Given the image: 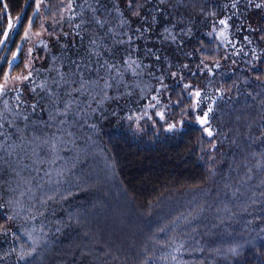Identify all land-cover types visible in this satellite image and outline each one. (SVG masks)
Wrapping results in <instances>:
<instances>
[{"label": "trees", "instance_id": "obj_1", "mask_svg": "<svg viewBox=\"0 0 264 264\" xmlns=\"http://www.w3.org/2000/svg\"><path fill=\"white\" fill-rule=\"evenodd\" d=\"M5 2L9 3L12 17L20 12L23 5V0H0V9ZM47 2L55 5L61 0ZM62 2L67 3V0ZM85 2L74 0L76 7L73 10L79 12V5ZM136 2L143 5L140 17L131 15L127 0H102L111 11L100 9L99 14L111 22L108 26L117 25L119 16L114 5H118L124 18L132 23L124 28L117 26L115 32H129L135 43L143 48L157 49L156 53L162 60L156 65L154 77L149 83L153 82L156 86L157 78L163 72V83L168 85V90L159 94V107L164 108L168 122L183 119L184 123L173 131H166L165 122L153 114V109H147L152 119L144 117L140 121V129H137L135 120L129 121L126 116L134 113L143 115V108L138 106L141 102L138 104L136 99L134 106L125 108L115 99L107 100L100 112L77 119L71 128L74 135L63 137L64 143L59 145L60 159L54 165L34 163L32 150L35 145L28 141L33 127L37 134H51L57 131L56 123L53 122L51 128L30 123L21 148L16 149L12 156H5L0 151V169L7 170L5 176L14 182L12 185L10 181H5L8 178L0 179V203H5L16 192H24L21 197L24 209H16L21 214L12 222L13 227L18 228L25 223L23 217L28 207L36 204V200L44 194L54 196L44 216L37 217L34 222H26L28 227L34 223L38 230L43 225L47 234V245L36 257L35 264H142L145 260H149L150 264H264V256L256 251L264 243V233L259 232V227L264 224L254 219L262 213L238 210L230 202H221L224 187H218L216 182L217 173L222 170L220 150L212 147L213 140L195 120V116L202 115L208 105L211 104L215 111L221 101L231 100L237 102V107L222 108L230 112L228 115L220 113L222 125L237 133L252 131L264 141V95L252 92V87H259L257 84L264 80V40L260 38L264 33L259 31L264 28V4L257 8L255 5L261 4V0H250V3L249 0ZM136 2L133 3V10ZM233 2L237 4L234 17L228 9ZM41 12L51 15L44 8ZM213 12L215 15H212ZM31 14L29 7L21 23L10 31L6 42L0 44V83L5 70L10 76L22 72L26 74L28 69H25L24 61L28 59L29 48L33 49V82L35 69L41 71V79L51 81L56 78L59 65L63 63L67 66V58L73 56L71 50L77 48L75 42L78 36L74 37L73 30L78 19L69 22L68 11L64 13V22L55 28L59 41L47 32L42 34L47 49L39 40L36 44L31 42L35 36L22 40L26 16ZM88 15L90 17V13ZM152 17L156 18L155 22ZM220 19L228 20L227 41L217 35L223 28ZM34 20L33 31H36L41 21L39 16ZM249 25L257 31L252 32ZM6 26L7 19L0 16V37ZM141 26L142 36L136 31ZM45 27L53 30L50 20L45 22ZM188 27L192 28L190 35L187 34ZM61 28L69 33L67 37L61 35ZM164 28L177 37L175 42L169 38V33L164 32ZM181 28L185 32L182 33ZM91 31L100 35L104 32L95 27ZM209 32L213 34L208 35ZM245 36L251 43L244 39ZM17 45H20V51L9 69L8 61L12 60V52L16 51ZM257 50L260 51V60L258 70L253 71L254 62L250 56ZM53 57L56 59L53 60ZM164 57L171 62V71H178L183 80L168 75ZM201 60L211 68V72L200 63ZM214 61H218V68ZM183 63L188 68L180 70ZM237 72L241 73L240 77H235ZM186 83L192 87L184 89ZM217 85L222 91H215ZM241 86L244 92L238 90ZM68 87L63 85L59 90L61 100L68 98L65 95ZM30 88L29 84L22 94L15 89L10 90L3 99L14 104L18 94L22 101L35 99L39 107L32 119L47 120V111L51 106L44 108L40 105L42 97L48 100L45 93L42 92L38 98L39 91L31 94ZM196 88L202 89L200 106L188 111L185 106L191 105L194 100L189 93ZM72 97L77 98L74 93ZM177 99L182 101L179 105L175 104ZM79 107L83 105L79 103ZM21 108H24L23 104ZM41 108H44L43 112ZM182 109L187 112L183 117ZM93 124L95 128L90 127ZM63 127L66 129L67 125ZM18 161L21 162V171ZM61 170L63 174L58 175ZM12 176L20 179L14 180ZM37 185L42 187L37 188ZM6 212L12 214L13 209L0 208V224L4 223ZM57 221L60 223L57 224ZM57 227L59 232L55 230ZM18 235L21 236L20 241L13 240L11 234H0V264H17L14 252L8 256L3 253L10 252L12 247L18 248L21 242L26 241L23 233L18 232ZM165 240L171 247L163 243ZM178 244L183 246L174 251ZM234 244L242 245L237 257L231 254L225 257L210 251L219 248L224 253ZM201 248L203 251H200Z\"/></svg>", "mask_w": 264, "mask_h": 264}, {"label": "snow or ice", "instance_id": "obj_2", "mask_svg": "<svg viewBox=\"0 0 264 264\" xmlns=\"http://www.w3.org/2000/svg\"><path fill=\"white\" fill-rule=\"evenodd\" d=\"M136 0H127V7L131 10V15L133 17H140V9L143 7L140 3L136 2L135 10L132 9L133 3ZM161 3L164 0H160ZM250 3V0H249ZM264 4V0H261V4L255 5V7L260 8ZM9 3L5 2L0 9V16H3L7 19V26L2 30V37H0V44L6 42L9 37L10 31L14 30L16 25L21 23L22 17L25 16V10L27 8L32 9V14L27 15V24L24 26L23 29V36H21L22 40L30 39L32 36H35L39 39V43L45 46L47 49V45L45 41L42 39V34L47 32L50 36H53L56 41L60 40V36L56 35L55 28L59 27L62 22H64V13L68 11L70 13L69 22H71L74 18L78 19V23H75L73 35L74 37L78 36L82 40L84 38V34H89V60L91 59V55L94 54L95 56L99 57H106L101 64L99 59L95 61V69L98 73L100 69H103L105 72L104 77H100L99 75L96 76L95 79L92 78H85L84 69L87 68L91 71L94 67L93 63H80L76 60H70L68 65H64L61 63L57 70V77L49 81L48 78H44L40 80V83L37 85L33 82V57L32 52L33 49L29 48L27 55L28 59L24 61L25 69H28L26 74L23 72L17 74L16 76H10L9 71H3V82L0 83V97H4L10 91L9 84H13V88L18 93H23L24 88L31 85L30 93L36 94L37 88L41 91L46 93V97L48 99L49 104L51 107L47 111V120L36 119L33 120L32 117L35 116L37 108L39 107L38 101L35 99L31 100V102L21 100V95H16L15 100L16 104L11 105L7 99L2 101L3 107L0 108V151H3L5 156H12L16 149L21 147L25 143L26 133L29 129V124L31 123L33 126L36 124H43L45 127L51 128L53 126V122L56 123L57 131L51 134L44 133L42 135L37 134V130L33 127L31 132V139L28 141L30 144H34L35 148L32 150V155L35 157L34 163L37 165L42 164H51L54 165L59 157V145L64 143L63 137L67 136L71 138L74 133L71 131V128L77 122V119L84 118L88 115V108H90L91 102L95 101L97 104L101 103L102 100H97V97H102L103 100H112V99H120L121 97L127 95L129 97L132 96V89L129 87L128 83L125 79V73L130 72L131 76L133 77V84L135 87L140 88L141 96H143L146 92H153L154 94L151 95L150 99L155 101V103H148L143 106L141 109L143 115L138 113H134L133 115H127L126 118L129 121L133 119L136 122L137 129H140V121L144 117H148L149 120L152 119L151 115H149L147 109H153V114L156 117H159L160 120L164 121V127L166 131H173L175 130L178 125H182L184 123L183 119H180L178 122H168V119L165 115L164 108H160L159 105L160 101V93L165 90H168V85L163 83L165 80V75L161 72V75L157 78V85L154 89L150 88L149 85L145 84L141 79L142 72L141 69L144 68H152L155 64L161 63V56L154 52L152 49H147L146 54L154 57V60L149 65H144L143 60L141 59V54L138 46H133V36L129 34V32H121L117 34L115 32V28L118 26L120 28H124L126 25H131L132 21L130 19L124 18L123 12L119 9L118 5H114L115 10L118 13L119 20L117 25H111V22L100 15V9H104L105 12L111 11L107 7L105 3H102V0H91V2L82 3L79 5V12L74 11L73 9L76 7L74 0H67V3L59 4H51L48 3L47 0H23V5L20 8V12L16 14L15 17H12L9 12ZM227 7V5H225ZM232 8H236L237 4L233 2L231 4ZM44 8L46 12H50L51 15H45L41 12V9ZM203 11V9H201ZM90 13V17L88 15ZM215 15V12L212 13ZM40 17V24L39 29L33 31L34 27V17ZM59 17V18H58ZM155 17H152V20L155 22ZM51 21L52 31H49L48 28L45 27L46 21ZM220 25H223V28L217 33L218 36L222 38V40H228L227 29L229 27L228 20L220 19ZM107 26V27H106ZM95 27L97 29L104 30L103 35H100L98 32H92V28ZM175 27V25H173ZM250 29L251 26L249 25ZM143 26L137 28L136 31L143 35V31L141 30ZM150 31L151 29H147ZM215 31V28H213ZM252 32H256L257 29H251ZM261 33H264V28L259 29ZM165 33H169L168 28H164ZM181 32H185L184 28H181ZM192 28H187V34H191ZM212 32H209L208 35H212ZM61 35L67 37L69 33L63 32L61 28ZM123 36L124 38H118ZM111 38V43L108 42V38ZM169 38L175 42L177 37L173 34L169 33ZM264 40V35L260 37ZM138 39V38H137ZM249 43L248 36L244 37ZM184 43V41H181ZM127 44L128 47H123V45ZM65 47H67L65 45ZM20 51V45L16 46V51L12 52V60L8 61L9 69L12 68L13 60H15L18 56ZM133 51H135L136 55L135 58L133 56ZM253 56L256 59L255 51H253ZM191 55V53H189ZM207 58V57H205ZM2 59V57H0ZM56 57H53L55 60ZM83 57H80V60L83 61ZM164 61L168 64L169 73L168 75L175 78L178 76V71H171L172 64L168 61L167 57L163 58ZM201 64H204V61H200ZM215 67H219L218 61H214ZM205 68H208V65L204 64ZM188 68L186 63L180 65V70ZM67 69V70H66ZM199 69V66H198ZM202 71V69H199ZM51 71V69H49ZM208 71L211 72V68H208ZM147 75L152 77V73L148 72ZM73 77H78V79H73ZM183 80V76L180 75L179 77ZM260 79L259 76L256 77ZM27 82V83H25ZM114 83L116 85V91L114 95H109V92L113 90ZM19 84V87H17ZM77 87H72V85H77ZM63 85H68L69 87L65 89V95L68 97L66 100H61L59 95V90L62 88ZM123 85L125 88L124 92L119 91V86ZM192 85L186 83L183 85L184 89L191 88ZM92 89V91H89ZM219 92L220 89H217ZM88 93L90 100L85 101L86 107H79V98H73L72 93H79L81 96L84 93ZM93 92L95 95H93ZM201 93L202 89L196 88L194 92L189 93V97H195L196 99L193 100L191 105H186L185 107L188 111H194L200 106L201 102ZM206 98V97H205ZM44 97L41 98L43 100ZM213 101L215 97L212 98ZM171 103V100H169ZM182 101L177 99L175 101L176 105H179ZM24 105V108H21V105ZM76 105L77 107L74 108L73 106ZM167 107V106H164ZM41 112L44 111V108L40 109ZM91 111H96V109H91ZM213 112V106L210 104L208 105L207 109L203 111L202 115L198 114L195 116V120L200 124L204 125L203 131L207 133L209 137L213 136V130L210 127V120L209 115ZM116 113L114 112L113 115ZM187 112L182 109L181 110V117L186 115ZM153 124L156 121H152ZM67 125L65 129L63 126ZM90 127L95 128L96 125H90ZM264 135V134H262ZM9 141H11L9 143ZM72 142V141H70ZM212 147L215 148V143L212 144ZM256 166L259 167L262 171H264V152L259 154V159L256 161ZM248 171H251L249 169ZM51 169H49V173ZM49 173H46L48 175ZM63 170L58 172V175H62ZM30 183V182H29ZM37 188L42 187V185H37ZM10 191H14V189H10ZM264 195V193H261ZM24 196V192H20V197ZM30 199H35L34 197H30ZM54 196L44 194L38 200H36V204L27 208V212L24 214V221L25 223L21 224L18 228H14L12 222L14 219L20 216V212L16 211V208L19 207L21 211L24 209V204L20 199H16L13 197H9V199L5 203H0V208H12L13 213H5L3 216L4 223L0 224V234L7 236L11 234L13 240L20 241L21 236L18 235V232L23 233L24 237H26V241L21 242L19 247H12L10 252H4V256L10 255L11 252L16 254L17 264L23 262V264H35L36 257L40 254L41 250L47 245V234L44 232L43 225L38 230L35 227V224L31 227L27 226L26 222H34L37 217H42L48 211V204L49 201L53 200ZM251 203L255 204L258 203L256 200H252ZM36 205H39L37 207ZM243 211L248 210V204L245 203L242 206ZM264 212V210H262ZM71 219V216H69ZM255 220H259L264 224V214L255 216ZM60 221H57L59 224ZM57 232L60 231V228L57 227L55 229ZM161 232L164 229H160ZM259 232L264 233V226L259 227ZM173 242L174 238H173ZM165 245L171 247V244L168 243V240L163 242ZM183 245L178 244L174 251H178ZM242 245L234 244L228 247L227 251L224 253L220 252L219 248L210 249V251H215L217 255H223L227 257L229 254L233 257H237L240 255V249ZM261 248H264V243L260 244V247L256 249L257 254L264 256V252H261ZM200 251H203L201 248ZM167 259V257H164ZM175 260V257H173ZM142 264H150L149 260H145Z\"/></svg>", "mask_w": 264, "mask_h": 264}, {"label": "rangeland", "instance_id": "obj_3", "mask_svg": "<svg viewBox=\"0 0 264 264\" xmlns=\"http://www.w3.org/2000/svg\"><path fill=\"white\" fill-rule=\"evenodd\" d=\"M232 4V3H231ZM231 4L228 5V9L231 13V16L234 17L237 14L236 8H232ZM229 13V12H228ZM229 13V14H230ZM121 32H124V30H121ZM120 32V33H121ZM118 38L123 39V36H120ZM37 37H32L31 42L36 44L38 42ZM111 38H108V42H110ZM75 46L77 48H74L71 50V53L73 56H70L67 58L66 63L72 59L76 58L75 60L80 63H93L94 67L91 71H89L87 68L84 69L85 72V78H92L95 79L97 75L100 77H104L106 74L103 69H100L99 72H96L95 69V61L99 59L100 63H103L104 58L106 57H97L94 54L91 55V59L89 60L90 52L88 51L90 48L89 45V36H84V38L81 40L80 37L76 39ZM133 46H138L141 54V59L143 60L144 65H149L152 63L151 59L153 58L150 55H147V49H152L154 52L157 51V49L153 48H143L141 44L135 43V40L133 39ZM123 47H128L127 44L123 45ZM147 47V46H146ZM143 48V49H142ZM145 49V50H144ZM256 57L260 56V51H255ZM135 51H133V56L135 58ZM80 57H83V61L80 60ZM254 62V67L252 68L253 71L258 70L257 64L259 63V59H256L253 55L252 57ZM156 65L152 68H144L140 71L142 72V75L140 79L147 85H150V88L154 89L156 86L153 82L149 83V80L151 77L147 75L148 72L152 73V77H154V70L156 69ZM34 83L39 84L41 79V71L34 70ZM241 73H243L241 71ZM241 73L237 72L235 73V77H240ZM181 74L178 75L180 77ZM245 74L243 73L242 76ZM245 80H247L246 75L244 76ZM73 79H78V77H73ZM125 79L128 83L129 87L132 89V96L129 97L127 95L121 97L120 99H115L119 102V105H124L125 108L128 106H134L136 103V99L139 102H141L138 106L140 108H143L144 105L148 103H152L153 101L150 99L151 95L154 94L153 92L149 91L146 92L143 96H141L140 88L135 87L133 84V77L131 76L130 72L125 73ZM180 79V78H179ZM181 81V79H180ZM249 82V81H248ZM77 85H72V87H77ZM250 86V85H248ZM257 88L252 87V92L256 93L258 95H264V80L261 83L257 84ZM17 87H19V84H17ZM9 89L13 90V84H9ZM217 89H220L222 91L221 86L217 85L215 88V91ZM242 89L243 87H238V90ZM39 91L38 98L40 97L41 91L39 88H37ZM89 91H92V89H89ZM116 91V85L114 83L113 90L109 92V95H114ZM119 91L124 92L125 88L123 85L119 86ZM219 91V92H220ZM244 92V91H243ZM46 95V93H45ZM74 95L79 98L80 103L83 105V107H86L85 101H89L90 97L88 93H84L83 96H81L79 93H74ZM93 95L95 93L93 92ZM4 97H0V108L3 107L2 101ZM250 98V97H249ZM247 98V99H249ZM97 100H102L101 103L97 104L95 101L91 102L90 108H88V115L95 114L97 112H100L101 109H103L106 106V101L103 100L102 97H97ZM195 99V97H194ZM241 101V99H239ZM228 102V104L226 103ZM11 105H15L12 102H9ZM225 104V105H224ZM41 106L44 108H49L51 105L49 104L48 100L45 98L40 103ZM224 105V106H222ZM225 106L230 107L231 109L237 107V102L229 101L225 99L224 101H221L219 103V108L209 115L210 120V127L213 130V136L210 137L213 140V143H215L216 147L220 150V159L222 162V170L217 173L216 176V182L218 187H224L223 188V196L221 202H230L234 208H238V210H242V206L247 203L248 204V210L247 212L252 211H260L262 214V210H264V195H261V193H264V171H262L259 167L256 166V161L259 159V154L264 152V141L256 137V134L252 131H241L240 133H237L236 131H231L227 128V125H222L221 123V114L228 115L229 110H222ZM91 109H96V111H91ZM87 115V116H88ZM202 127H205L204 125H200ZM179 127V126H178ZM165 128V127H164ZM177 129V128H176ZM207 134V133H206ZM208 136V135H207ZM209 137V136H208ZM11 141H9L10 143ZM215 147V148H216ZM21 148V147H19ZM17 165L19 166V169L21 171V162L18 161ZM251 169V171H248ZM19 172V171H18ZM8 173L7 170L4 168L0 169V179L8 178L5 181H10L12 185L14 184L13 181L9 177H6L5 174ZM21 177V174H20ZM20 177L12 176L14 180H19ZM21 192V191H20ZM20 192H16L12 197L16 199H20ZM252 200L258 201V203H251ZM17 211L20 209L19 207L16 208Z\"/></svg>", "mask_w": 264, "mask_h": 264}]
</instances>
